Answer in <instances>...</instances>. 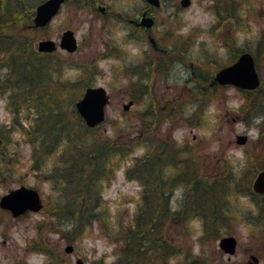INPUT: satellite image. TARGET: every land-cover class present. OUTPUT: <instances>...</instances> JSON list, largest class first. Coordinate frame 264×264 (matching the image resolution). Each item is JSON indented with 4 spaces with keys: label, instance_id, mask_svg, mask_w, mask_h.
Segmentation results:
<instances>
[{
    "label": "rangeland",
    "instance_id": "1",
    "mask_svg": "<svg viewBox=\"0 0 264 264\" xmlns=\"http://www.w3.org/2000/svg\"><path fill=\"white\" fill-rule=\"evenodd\" d=\"M36 1L35 8L46 0L32 2ZM92 1L114 10L106 17L109 20L108 29L104 26L102 14L96 10L99 7L88 11L72 6V2L62 8L46 30L29 25L24 32L33 36V46L37 49L41 40L52 38L59 41L65 29L75 31L82 49L70 59L66 57L67 53L58 50V55L67 59L71 66L65 69L62 76L55 75L60 63L57 68L55 60H48L47 66L53 71L52 79L47 82L51 85L48 88L58 90L60 85L66 83L69 89L64 92L62 101L69 105L79 100L87 86L105 87L110 104L107 106V120L101 126L104 132L102 137L109 139L113 145L132 147L131 153L102 186L103 209L100 218L72 243L68 237L70 234L60 232V226L54 228L58 220L55 217L52 219L47 211V205L58 198L56 187L53 190L54 180L52 183L44 180L43 176L37 175L34 167L33 149L27 142L34 113L22 111L19 122L23 127L16 126L13 119L16 114L7 107L8 102L16 101L13 91L20 86L15 81L18 72L4 67L6 56L0 51V133L9 136L7 142L5 140L7 146L1 149L0 159L8 155L9 163L14 164L0 181V199L21 186H30L39 190L46 206L39 213L29 212L16 220L10 212L0 208V264H76L79 258L86 264H115L119 258L117 248L125 240L126 234L134 229V214L144 203L143 187L129 176V172L136 161L148 153L149 147L160 139L173 141L176 147L184 145L187 151L179 155L180 159L192 157L197 160L202 176L206 179L224 177L232 169L234 183L247 168L245 158L248 151L254 153L250 168L255 162L257 166L264 164L257 154L258 150L264 151V142L259 140L263 117L245 120L242 112L248 101L245 92L232 86H211L215 74L236 62L244 52L256 54L257 68L264 81V0H192L185 7L181 5L182 0H161V6L153 10L156 20L154 31L160 39L167 34L161 46L170 56L162 57V71L149 68V73L143 75L141 81L138 80L141 75H128L123 67L130 63L139 66L141 63L138 60L151 59L143 53L144 46L150 45L149 40L143 44L135 41L124 44L119 54L124 57L113 54L110 46L115 39L122 44L121 38L125 34L123 25L114 17L133 18L147 7L146 0ZM35 12L36 9L33 14ZM16 26L14 14L8 23L9 31L16 29ZM125 51L128 56H125ZM207 71L212 75L200 91L196 76H205ZM82 78L92 81L87 85L83 82L78 84ZM213 89L211 98L207 91ZM205 94L207 97L203 98ZM129 100L135 103L125 111L124 105ZM144 116L155 121V136L152 143L148 144L150 146L139 143V135L143 133L141 130L145 124ZM70 119L72 121L67 125L75 130L76 119ZM23 130L27 131V135ZM239 135L249 137L246 145L237 144ZM77 141H80L79 138L75 143ZM63 151V148H59L47 160L52 172L62 169L60 166L58 168V158ZM115 159L118 160L117 157ZM6 165L0 164V169H7ZM253 169L252 172L257 173L252 179V188L263 167ZM165 170L168 176L178 180L171 198L172 206L177 210L183 207L182 204L185 205L189 195L185 196V188L179 184L178 168L166 166ZM230 191L238 192V196L232 198L234 204L226 201V206L231 209V221L223 222L222 218L217 220L219 232L213 230L212 221L196 216H192L187 226L179 223L178 228L172 227L167 231L170 243L183 253L179 263V258H172L171 264H198L193 260L196 256L205 258L210 264H248L252 255L264 257V213L257 211L252 197L236 188ZM50 220L55 223L52 229L46 227V224L51 226V222L46 223ZM213 231L219 236L213 237ZM226 236H234L238 240L237 253L232 257L220 248V240ZM32 245L38 246L39 251H35ZM68 245L74 246L73 252H66ZM47 248L54 250V257L46 252Z\"/></svg>",
    "mask_w": 264,
    "mask_h": 264
},
{
    "label": "trees",
    "instance_id": "2",
    "mask_svg": "<svg viewBox=\"0 0 264 264\" xmlns=\"http://www.w3.org/2000/svg\"><path fill=\"white\" fill-rule=\"evenodd\" d=\"M32 1H0V51L6 56L4 67L18 72L15 81L20 86L13 91L16 101L8 102L7 107L9 111L16 114L14 119L20 126L19 114L22 111L34 113L28 135L27 131L24 132H26L28 144L33 149L32 157L37 175L43 176L44 180L51 183L54 180L53 190L56 187L58 197L54 203L50 202V205H47V211L52 219L55 217L58 222L55 225L54 221H46V223L51 222V226L46 224V227L52 229V225H55L54 228L60 226V232L70 234L68 237L73 243L95 220L100 218V211L103 209L102 186L129 156L132 147L113 145L109 139L102 137L104 132L101 126L94 129L85 126L76 111L75 103L68 105L67 102L62 101L65 97L64 92L69 89L66 83L60 85L58 90L48 88L51 85L47 82L52 79L51 69L47 66L49 58L34 49L33 36L24 32L25 27L33 24L34 6L38 1L36 3ZM14 14H16L17 26L16 29L9 31L8 23ZM164 35L167 36V34ZM168 41L173 43L172 40ZM255 58L257 61L256 54ZM204 75L196 76L200 91L208 84L212 73L207 71ZM143 78L144 76H141L138 80L141 81ZM91 81L92 79L82 78L78 84L83 82L87 85ZM213 93L214 89L207 91L211 98ZM245 93L249 101L242 109L245 120L263 117L259 140L264 142V93L261 89ZM207 94L203 98H206ZM71 117L76 119L75 130H71L67 125L72 121ZM150 120L148 116H144L145 124L141 130L143 133L139 135V143L147 146H150L148 144L152 143L155 136V121ZM4 138L7 142L9 136L4 135ZM78 138L80 141L75 143ZM151 146L148 153L143 158H139L129 172V176L140 182L144 189V191L142 189L144 203L134 214V229L126 234L125 240L117 248L119 258L115 264H171L172 258H179L183 253L180 249L177 250V247L167 238L166 233L170 228H178L179 223L186 225L192 216H196L205 221H212L213 230L219 232L218 221L221 218L223 222L231 221L229 216L231 209L226 206V201L234 204L232 198L238 196V192H231L230 189L236 188L253 199L256 197L252 189V179L257 171L252 172V169L255 167L253 170H256L264 164L257 166L255 162L250 168L254 153L249 151L246 153L247 168H244L243 176L233 183L232 169L224 177L219 176L215 179L203 177L197 160L192 157L180 159L179 155L182 156V153L187 151L184 145L176 147L173 141L160 139ZM59 148L64 150L58 158V168L60 166L62 169L52 172L49 170L47 160L51 159L50 157L56 154ZM257 154L260 155V162L264 163V151L258 150ZM114 156L118 158L117 161ZM9 162L11 161L8 155L3 160L0 159V164H7V169H0V181L4 175L8 174L11 165H14ZM166 166L178 168L181 180L179 184L184 186L186 194L189 195L185 205L182 204L183 207L177 210L173 208L171 198L178 180L168 176ZM105 213L108 212L105 211ZM173 223L176 224L172 226ZM66 227L71 229L65 230ZM216 235L218 233H215L213 237ZM32 246L35 251H39L38 246ZM46 252L54 257V250L47 248ZM193 260L198 264H210L205 258L198 256ZM180 261L181 258L178 259V263Z\"/></svg>",
    "mask_w": 264,
    "mask_h": 264
},
{
    "label": "water",
    "instance_id": "3",
    "mask_svg": "<svg viewBox=\"0 0 264 264\" xmlns=\"http://www.w3.org/2000/svg\"><path fill=\"white\" fill-rule=\"evenodd\" d=\"M66 0H46L36 8L33 26L36 28L46 27L52 19L58 14L63 3ZM153 6H160V0H146ZM191 0H183L182 5L188 6ZM154 21L151 18H144L142 24L146 27H152ZM61 47L70 52L77 49V42L74 32L66 31L62 36ZM56 43L52 40H43L39 44V50L52 52L56 50ZM233 85L242 90H255L260 87L261 80L256 69L255 59L251 53H243L239 59L232 65L220 70L214 79L213 84ZM264 91V87H263ZM110 102L107 90L102 87H89L86 89L81 100L76 104L79 115L88 127L94 128L106 120V108ZM133 101L124 105V109H130ZM248 141V136L239 135L237 143L244 145ZM2 139L0 137V146ZM254 190L257 193L264 194V170L259 173L255 182ZM0 206L13 213L16 217L25 214L28 211L38 212L43 208L42 200L38 190L32 187L22 186L9 194L3 196ZM238 241L234 236H227L220 241V247L226 253L233 255L237 251ZM74 247L68 246L66 252H73ZM258 258L253 256L249 264H257ZM77 264H84L78 260Z\"/></svg>",
    "mask_w": 264,
    "mask_h": 264
},
{
    "label": "flooded vegetation",
    "instance_id": "4",
    "mask_svg": "<svg viewBox=\"0 0 264 264\" xmlns=\"http://www.w3.org/2000/svg\"><path fill=\"white\" fill-rule=\"evenodd\" d=\"M74 2V3H72ZM93 2V1H92ZM91 0H66L65 4L63 5V7L65 5H68L70 3H72L71 5L76 7V8H84L88 11H90L92 8L95 7H99V9H96L97 12L99 11L102 15V18H104V26L106 29H108V22L109 20L106 17H109V15H111L112 11L111 8L109 9L108 7H104L101 5V3L99 2H93L92 3ZM95 3V4H94ZM157 10L158 8H153L150 5H147V7L143 10V11H139L136 13V15L133 18H122V16H118V17H114L117 19V21L119 23H121V25H123V30L125 31L124 36L121 38V40L123 41L122 44L120 42H117V40L115 39V42H112V45L110 46L109 44V40L108 41V46H110V50L113 51V54H115L116 56L119 57H124L119 55L120 52V48L127 43H132L133 41H135L137 44H143L144 42H147V40H149V46L146 45L143 48V53L145 56L150 57L151 59H149V61H141L138 60L141 64L139 66H134L132 65V63H130V65H125L123 68L125 70V73L128 75H136V73H138V75H145L146 73H149V68H153V70H159L162 71L163 69V64L164 61L162 60V57H167L166 56V51L162 48L161 46V42L164 41V37L162 39H160L158 37L157 32L154 31L155 27H156V20H154V16H153V10ZM94 10V11H96ZM151 17L154 22L155 25L153 28L149 29L147 27H144L142 25H140L143 17ZM61 38V35H60ZM111 39V38H110ZM79 44V48L76 52L74 53H69L66 50H62L65 53H67V58L70 59L72 57H74V55L76 53H78L79 51H81L82 49V43L78 41ZM121 44V45H120ZM149 47V49H147ZM112 54V55H113ZM43 55H46L49 59H53L56 62V66L58 68V65L60 63L59 69L55 70V75L56 76H62L65 74L66 70L68 68H71L70 65H68L67 61L65 59H63L61 56L58 55V50L54 53H43ZM128 52L125 51V56H128ZM170 56V55H169ZM153 57V59H152ZM144 58H142L143 60ZM75 61V60H74ZM79 65V62H78ZM80 66V65H79ZM134 66V67H133ZM147 70V71H146ZM53 73V71L51 70V74ZM146 74V75H147ZM185 196H187L186 192H185ZM261 199V200H260ZM257 200V201H256ZM255 201V205H256V209L259 213H264V197L261 196H256L254 198ZM14 219L16 220V217H14ZM259 258V264H261L264 261V257H258Z\"/></svg>",
    "mask_w": 264,
    "mask_h": 264
}]
</instances>
